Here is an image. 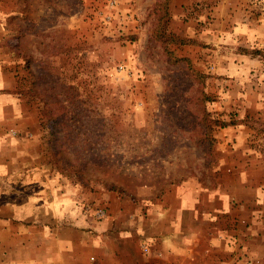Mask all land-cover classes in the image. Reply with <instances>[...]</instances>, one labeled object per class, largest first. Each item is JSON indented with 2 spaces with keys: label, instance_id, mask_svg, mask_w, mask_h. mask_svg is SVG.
Wrapping results in <instances>:
<instances>
[{
  "label": "rangeland",
  "instance_id": "374dc122",
  "mask_svg": "<svg viewBox=\"0 0 264 264\" xmlns=\"http://www.w3.org/2000/svg\"><path fill=\"white\" fill-rule=\"evenodd\" d=\"M0 264H264V0H0Z\"/></svg>",
  "mask_w": 264,
  "mask_h": 264
}]
</instances>
